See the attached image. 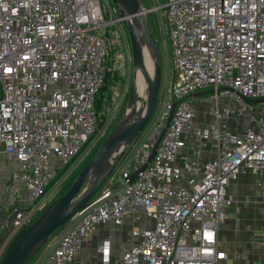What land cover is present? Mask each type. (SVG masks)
<instances>
[{
	"label": "built area",
	"instance_id": "2783aa9c",
	"mask_svg": "<svg viewBox=\"0 0 264 264\" xmlns=\"http://www.w3.org/2000/svg\"><path fill=\"white\" fill-rule=\"evenodd\" d=\"M153 1L174 78L36 264H72L99 225L126 218L131 244L111 259L105 238L100 264H220L230 182L251 173L264 203V0ZM116 25L108 0H0V153L11 162L0 237L11 216L10 233L26 230L54 173L116 111L114 97L96 105Z\"/></svg>",
	"mask_w": 264,
	"mask_h": 264
},
{
	"label": "water",
	"instance_id": "95a60500",
	"mask_svg": "<svg viewBox=\"0 0 264 264\" xmlns=\"http://www.w3.org/2000/svg\"><path fill=\"white\" fill-rule=\"evenodd\" d=\"M116 16L126 31L132 72L128 86L127 104L129 111L124 112L120 123L95 150L85 165L80 169L76 179L67 191L56 198L19 237L5 256L2 264H29L41 245L74 214L83 208L89 199L104 183L107 175L123 154L129 143L143 129L152 113L153 105L160 82V54L147 31L144 13L149 10L139 0H111ZM143 49L148 50L153 68L147 74L143 65ZM139 69L146 83L145 102L142 111L135 110L136 98L139 95L135 72ZM200 93H196L198 95ZM167 125V121L165 126ZM165 127L155 136L158 142ZM153 152V151H152ZM152 152L148 159L152 156ZM110 163L108 164V162ZM108 164V165H107ZM13 216L0 237V243L10 233Z\"/></svg>",
	"mask_w": 264,
	"mask_h": 264
},
{
	"label": "rangeland",
	"instance_id": "374dc122",
	"mask_svg": "<svg viewBox=\"0 0 264 264\" xmlns=\"http://www.w3.org/2000/svg\"><path fill=\"white\" fill-rule=\"evenodd\" d=\"M109 1V5L113 6L111 0ZM142 6L148 7L153 5V0H139ZM147 31L150 35V38L154 45L158 48L160 54V82L159 89L167 88L168 85L172 82L174 78L173 71L170 65V54L168 48V41L166 38L165 26H164V18L158 14L155 10H147L144 13ZM119 32L117 35L113 37L111 44V52L113 60V72L117 74V78L115 80H109L108 88L111 93H108V103L110 104L111 97H114V104L118 103L116 111L107 115L101 124L100 132L95 135V137L84 147L82 152L71 159V163L66 167L64 164L59 170L54 173V176L51 180L50 186L46 190L45 194L41 197L40 202L38 204L37 209L33 213V218H36L58 197L63 195L67 189L72 185L74 180L77 177L80 169L85 165L88 159L93 155L95 150L99 147V145L104 141L105 137L108 136L115 128H117L122 115L126 111L127 104V96H128V86L130 81V76L132 72L131 67V59H130V48L128 43L127 34L124 28L116 25ZM138 69V68H137ZM114 77V75H113ZM142 84V92L136 98L135 110L140 111L145 102V93H146V83L144 78L141 79ZM158 91V90H157ZM106 93V91H105ZM105 102H107V97L104 98ZM103 100V101H104ZM99 104L98 102L96 103ZM262 104L256 105L257 111H262ZM155 111V104L152 109V114ZM3 160L8 164V159L6 156H2ZM1 158V157H0ZM68 163V162H67ZM248 199V198H246ZM234 208V207H233ZM233 208H231V215L226 219L225 226L223 230L219 229L218 231V247L220 249H224V245L231 244L234 242L237 235V231L240 225L236 222L235 213ZM130 225L126 226V229L118 233L116 236L111 237V242L118 244H127L130 242V236L128 234V229H130ZM20 233L12 234L9 233L0 243V264H2L5 256L10 251L13 242L16 237ZM58 234V231H55L47 241L39 247L37 252L35 253L33 259L29 262V264H35L46 252L48 246L54 239V237ZM228 243V244H227Z\"/></svg>",
	"mask_w": 264,
	"mask_h": 264
},
{
	"label": "crops",
	"instance_id": "0c3cea01",
	"mask_svg": "<svg viewBox=\"0 0 264 264\" xmlns=\"http://www.w3.org/2000/svg\"><path fill=\"white\" fill-rule=\"evenodd\" d=\"M2 156L5 155L0 153V203L4 201L5 186L11 171V162L8 160L9 163L6 164ZM227 193L231 195L233 203L226 209L225 218L219 225L217 240L218 231L219 229L223 230L225 221L231 215L230 210L233 207L236 222L240 227L235 241L231 242V244L227 243L228 246L224 245V249H221L226 255L220 264H264V246L260 243V240L264 238V203L261 201V188L257 186L255 177L251 173H242L234 181L230 182L227 187ZM127 225L132 227L134 221L131 218L124 219L120 225L116 226L113 232L108 231L107 225H99L91 238L83 244L72 264H100L97 246L105 238L110 241L111 259H116L121 249L131 244L132 239L130 237L129 243L121 245L118 243L113 244L111 237L125 230ZM225 227L228 229L229 226ZM128 230L130 231V229ZM59 233L60 231H58L52 242L57 239Z\"/></svg>",
	"mask_w": 264,
	"mask_h": 264
},
{
	"label": "bare ground",
	"instance_id": "6f19581e",
	"mask_svg": "<svg viewBox=\"0 0 264 264\" xmlns=\"http://www.w3.org/2000/svg\"><path fill=\"white\" fill-rule=\"evenodd\" d=\"M143 65H144V69L147 72V74L151 75V71L153 68V62H152V59H151V56H150L148 50L144 51V49H143ZM142 77H143V75H142L141 71L139 69H136L135 78H136V85H137V90H138L139 94H141V92H142L141 91L142 90V84H141ZM158 90H159V87H158ZM142 109L140 111H142ZM128 111H129V106L127 107V112ZM140 111H138V112H140ZM109 163H110V161L108 162V164Z\"/></svg>",
	"mask_w": 264,
	"mask_h": 264
},
{
	"label": "trees",
	"instance_id": "16d2710c",
	"mask_svg": "<svg viewBox=\"0 0 264 264\" xmlns=\"http://www.w3.org/2000/svg\"><path fill=\"white\" fill-rule=\"evenodd\" d=\"M114 75V77H113ZM114 78V79H113ZM117 78V75L116 73H111V72H107L106 75H105V83L104 85L102 86L101 90L99 91L98 95H97V99H96V103L98 102L99 104L97 105V108L101 107V104L104 100L105 97H108V94H107V86L109 84V80H115ZM106 91V93H105ZM103 120L100 121V126L102 124ZM73 159V158H72ZM71 163V161H68V163H66V167L69 166ZM50 186V185H49ZM57 231V230H56ZM24 231L20 232V234L16 237L15 241L13 242L12 246L16 243V241L19 239V237L23 234ZM12 248V247H11Z\"/></svg>",
	"mask_w": 264,
	"mask_h": 264
}]
</instances>
